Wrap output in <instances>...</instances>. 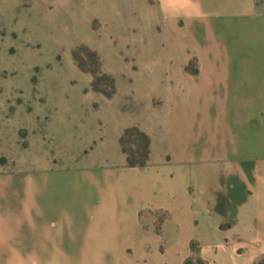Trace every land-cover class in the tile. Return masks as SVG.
<instances>
[{
  "label": "rangeland",
  "instance_id": "1",
  "mask_svg": "<svg viewBox=\"0 0 264 264\" xmlns=\"http://www.w3.org/2000/svg\"><path fill=\"white\" fill-rule=\"evenodd\" d=\"M254 2L218 21L190 0H0V264H233L167 207L98 212L82 175L264 157Z\"/></svg>",
  "mask_w": 264,
  "mask_h": 264
},
{
  "label": "crops",
  "instance_id": "2",
  "mask_svg": "<svg viewBox=\"0 0 264 264\" xmlns=\"http://www.w3.org/2000/svg\"><path fill=\"white\" fill-rule=\"evenodd\" d=\"M190 3L199 19L230 21L256 14L254 0H190ZM158 170L96 172L88 180L82 175L83 182H89V205L99 207L100 213L119 212L123 218L128 215L129 220L136 219L145 207H167L175 221L183 217L187 229L197 226L201 230L195 234L196 238L228 246L220 250L231 255L233 264H251L264 255V157L226 166L178 167L168 162ZM42 181L43 197L48 176L42 177ZM30 185L31 181L27 193ZM28 202V199L24 202L25 215ZM239 249L243 251L238 252Z\"/></svg>",
  "mask_w": 264,
  "mask_h": 264
}]
</instances>
